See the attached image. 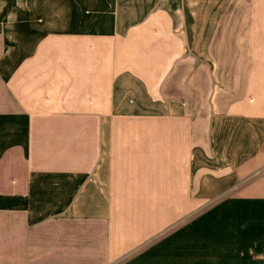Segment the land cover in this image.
<instances>
[{
    "label": "crops",
    "instance_id": "0c3cea01",
    "mask_svg": "<svg viewBox=\"0 0 264 264\" xmlns=\"http://www.w3.org/2000/svg\"><path fill=\"white\" fill-rule=\"evenodd\" d=\"M0 264H264V0H0Z\"/></svg>",
    "mask_w": 264,
    "mask_h": 264
}]
</instances>
